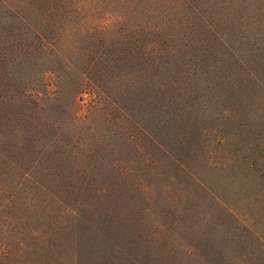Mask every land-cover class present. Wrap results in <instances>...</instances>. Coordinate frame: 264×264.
<instances>
[{"label": "rangeland", "instance_id": "1", "mask_svg": "<svg viewBox=\"0 0 264 264\" xmlns=\"http://www.w3.org/2000/svg\"><path fill=\"white\" fill-rule=\"evenodd\" d=\"M0 264H264V0H0Z\"/></svg>", "mask_w": 264, "mask_h": 264}, {"label": "trees", "instance_id": "2", "mask_svg": "<svg viewBox=\"0 0 264 264\" xmlns=\"http://www.w3.org/2000/svg\"><path fill=\"white\" fill-rule=\"evenodd\" d=\"M4 121V120H3ZM6 122V121H5Z\"/></svg>", "mask_w": 264, "mask_h": 264}]
</instances>
